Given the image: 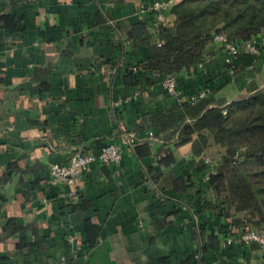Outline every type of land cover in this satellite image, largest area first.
I'll list each match as a JSON object with an SVG mask.
<instances>
[{"label":"crops","instance_id":"0c3cea01","mask_svg":"<svg viewBox=\"0 0 264 264\" xmlns=\"http://www.w3.org/2000/svg\"><path fill=\"white\" fill-rule=\"evenodd\" d=\"M13 1L0 0V235L10 222L0 264H147L154 256L160 264H264L257 244L225 242L224 227L236 231L240 218L203 179L196 121L187 136L160 139L153 113L179 98L149 71L128 72L150 55L129 37L131 26L143 21L150 43L158 39L137 13L150 0ZM207 53L183 71V97L223 79L211 107L225 111L249 83L264 85V55L224 83V55L215 43ZM130 132L139 146L119 165L95 162L71 184L52 182V163ZM69 234L86 249L62 260Z\"/></svg>","mask_w":264,"mask_h":264},{"label":"trees","instance_id":"16d2710c","mask_svg":"<svg viewBox=\"0 0 264 264\" xmlns=\"http://www.w3.org/2000/svg\"><path fill=\"white\" fill-rule=\"evenodd\" d=\"M21 1L24 0L13 3ZM171 12L173 24L160 26V44L150 43L151 30L143 21L131 26L129 37L150 47L149 58L137 63L138 67L161 75L177 74L181 82L184 70L206 61L208 46L218 31L232 41L247 40L264 32V0H181ZM7 26L18 29L13 19L7 21ZM260 55L246 51L235 54L230 63L224 64V83L231 79L229 68L234 74L239 73L252 66ZM221 80L206 79L202 87L213 89L208 96L194 103L177 102L167 110L153 113L152 119L158 128L156 136L166 141L187 136L190 122L196 121L200 130L193 152L205 153L216 161L208 182L225 194L231 214L240 218L236 231H244L264 226V85L256 80L249 83L245 97L228 104L224 113L222 108L211 107L214 92L223 85ZM202 166L205 173L211 169L204 158ZM9 227L10 222L0 239L8 235ZM233 232L228 227L223 229L224 237ZM147 264H160V259L154 256Z\"/></svg>","mask_w":264,"mask_h":264},{"label":"built area","instance_id":"2783aa9c","mask_svg":"<svg viewBox=\"0 0 264 264\" xmlns=\"http://www.w3.org/2000/svg\"><path fill=\"white\" fill-rule=\"evenodd\" d=\"M181 0H150L141 2L137 7V13L145 19L151 21L153 32L157 37L159 36V30L161 25L170 23L169 14L172 7ZM160 44L159 39L156 41ZM215 43L220 52L224 55V64L230 63L232 57L239 52L246 51L253 54L264 55V32L260 33L253 38L242 40H229L227 35L218 31L212 40ZM204 63H201L202 66ZM226 67V66H225ZM226 69V68H225ZM129 71L138 73L141 68L137 65L131 64L128 67ZM228 74L232 77L235 73L233 69H228ZM152 76L160 79L163 89L171 96L179 98V102H196L212 92V87H201L194 94L189 97H183L182 82L177 74L161 75L159 73H151ZM137 96V95H136ZM131 100V97L119 98L115 101L116 104H120L123 101ZM226 113V110L224 111ZM149 137L154 138V132H149ZM139 138L136 133L130 132L122 135L119 143L106 141L99 151H79L72 155L67 162H55L49 166L51 180L53 183H73L77 178L82 176L86 170L95 162H101L104 164L113 163L119 165L123 158L125 150H133L139 143ZM204 160L211 167L210 171L205 173L203 179L208 181L212 172H215L214 166L216 161L205 155ZM78 197V196H76ZM225 242L229 246L233 245H252L257 244L261 249H264V226L262 227H250L244 231H235L229 236L225 237ZM68 252L61 259L66 260L69 258H77L84 251V244H80L74 234H69L67 237Z\"/></svg>","mask_w":264,"mask_h":264}]
</instances>
